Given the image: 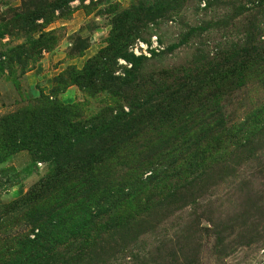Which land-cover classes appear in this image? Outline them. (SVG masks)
Instances as JSON below:
<instances>
[{"label":"rangeland","instance_id":"1","mask_svg":"<svg viewBox=\"0 0 264 264\" xmlns=\"http://www.w3.org/2000/svg\"><path fill=\"white\" fill-rule=\"evenodd\" d=\"M0 264H264V0H0Z\"/></svg>","mask_w":264,"mask_h":264}]
</instances>
